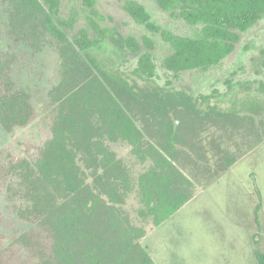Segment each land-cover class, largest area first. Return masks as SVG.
Returning <instances> with one entry per match:
<instances>
[{
	"label": "trees",
	"instance_id": "trees-1",
	"mask_svg": "<svg viewBox=\"0 0 264 264\" xmlns=\"http://www.w3.org/2000/svg\"><path fill=\"white\" fill-rule=\"evenodd\" d=\"M7 1L12 5L7 13L9 32L16 43L39 50L44 39L52 38L60 42L62 52L61 81L50 92L52 101L61 106L53 137L36 159L19 158L10 164L14 176L4 188L12 213L32 228L16 232L9 250L27 251L38 264H156L140 244L145 229L131 223L124 206L137 192L144 205L140 217L152 218L159 227L195 197V184L182 169L177 148L182 121L178 117L174 122L169 115L176 110L200 114L197 102L185 92L160 89L138 95L134 86L104 71L95 57L82 55L109 41L140 55L136 75L148 80L155 77L154 42L145 37L142 45L134 37H124L116 27L103 26L107 18L97 10L98 0H68L67 18L61 17L63 0ZM156 2L172 19L201 26L199 37L175 35L156 24L144 5L124 1L123 9L134 21L170 45L172 53L163 65L175 74L220 65L235 51L241 34L264 19V0ZM83 20L86 27L76 30ZM67 31L74 32L72 44ZM1 53L6 52L0 50V123L13 130L28 126L35 110L31 95L16 87L11 74L15 60ZM98 74L113 80L132 98L138 96L151 104V115L155 121L160 119L156 135L145 138L118 101V93L112 94ZM120 141L132 144L141 162H153L137 182L105 144ZM16 192L20 199L14 196ZM256 257L258 264H264V253L259 251Z\"/></svg>",
	"mask_w": 264,
	"mask_h": 264
},
{
	"label": "rangeland",
	"instance_id": "rangeland-1",
	"mask_svg": "<svg viewBox=\"0 0 264 264\" xmlns=\"http://www.w3.org/2000/svg\"><path fill=\"white\" fill-rule=\"evenodd\" d=\"M124 1H97V10L107 18L102 25L116 27L124 37H134L142 45L145 37L151 39L155 44V77L148 80L136 75L140 55L119 49L109 41L82 55L95 57L104 71L134 86L138 95L140 91L159 89L185 92L200 110L195 115L179 110L169 115L174 122L178 117L182 121L177 148L184 162L182 169L195 184V197L159 227L152 218L140 217L144 205L137 192L124 206L131 223L145 229L141 247L156 264H258L256 253H264V19L241 34L235 51L220 65L208 71L175 74L163 65L172 53L170 45L160 34L134 21L124 11ZM134 1L144 5L163 29L180 36H200L201 26L172 19L156 0ZM67 3L63 0L62 18L68 17ZM11 8L7 0H0V50L15 60L11 74L17 89L31 95L35 115L28 126L13 130L0 123V264H38L27 251L12 253L8 248L16 232L28 231L32 225L12 213L4 187L14 176L12 160L36 159L53 137L61 106L52 101L50 92L61 81L62 52L60 42L52 38L44 39L39 50L25 42L16 43L8 27L7 13ZM84 27L85 20L76 30ZM66 35L69 43H74V32L67 31ZM98 75L112 94L118 93V101L145 138L156 135L160 119L155 121L151 115V104L138 96L132 98L113 80ZM161 119L165 120L164 116ZM105 144L130 169L135 182L153 163L141 162L129 142ZM14 196L20 199L18 192Z\"/></svg>",
	"mask_w": 264,
	"mask_h": 264
}]
</instances>
